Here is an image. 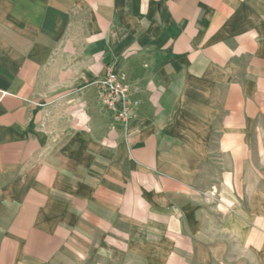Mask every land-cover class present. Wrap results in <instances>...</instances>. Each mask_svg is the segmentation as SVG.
I'll return each instance as SVG.
<instances>
[{
	"label": "crops",
	"instance_id": "obj_1",
	"mask_svg": "<svg viewBox=\"0 0 264 264\" xmlns=\"http://www.w3.org/2000/svg\"><path fill=\"white\" fill-rule=\"evenodd\" d=\"M212 263L264 264V0H0V264Z\"/></svg>",
	"mask_w": 264,
	"mask_h": 264
},
{
	"label": "built area",
	"instance_id": "obj_2",
	"mask_svg": "<svg viewBox=\"0 0 264 264\" xmlns=\"http://www.w3.org/2000/svg\"><path fill=\"white\" fill-rule=\"evenodd\" d=\"M95 84L99 90L102 103L113 113L115 121L127 125L139 106V101L133 98L132 88L126 76L110 70Z\"/></svg>",
	"mask_w": 264,
	"mask_h": 264
},
{
	"label": "rangeland",
	"instance_id": "obj_3",
	"mask_svg": "<svg viewBox=\"0 0 264 264\" xmlns=\"http://www.w3.org/2000/svg\"><path fill=\"white\" fill-rule=\"evenodd\" d=\"M212 264H217V263H212Z\"/></svg>",
	"mask_w": 264,
	"mask_h": 264
}]
</instances>
